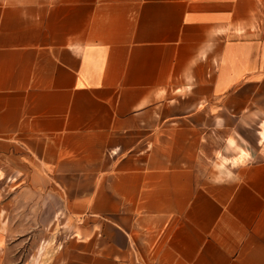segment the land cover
Returning a JSON list of instances; mask_svg holds the SVG:
<instances>
[{"label":"crops","instance_id":"0c3cea01","mask_svg":"<svg viewBox=\"0 0 264 264\" xmlns=\"http://www.w3.org/2000/svg\"><path fill=\"white\" fill-rule=\"evenodd\" d=\"M14 199L59 264H264V0H0V250Z\"/></svg>","mask_w":264,"mask_h":264},{"label":"rangeland","instance_id":"374dc122","mask_svg":"<svg viewBox=\"0 0 264 264\" xmlns=\"http://www.w3.org/2000/svg\"><path fill=\"white\" fill-rule=\"evenodd\" d=\"M230 165L220 158L217 160L218 173L226 172ZM13 202L15 207L10 223L15 230L7 233L2 244L0 264H59L55 260L58 247L76 223L63 216L46 215L43 213L46 210L35 203L36 199H30L28 203L19 199Z\"/></svg>","mask_w":264,"mask_h":264}]
</instances>
